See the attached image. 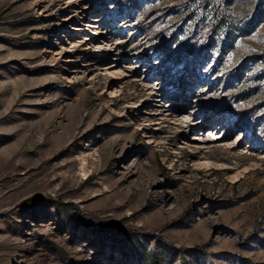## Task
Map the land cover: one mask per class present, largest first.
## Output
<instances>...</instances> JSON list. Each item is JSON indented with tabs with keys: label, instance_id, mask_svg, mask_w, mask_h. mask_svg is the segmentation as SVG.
I'll list each match as a JSON object with an SVG mask.
<instances>
[{
	"label": "rangeland",
	"instance_id": "374dc122",
	"mask_svg": "<svg viewBox=\"0 0 264 264\" xmlns=\"http://www.w3.org/2000/svg\"><path fill=\"white\" fill-rule=\"evenodd\" d=\"M219 2L0 0V264H264V0Z\"/></svg>",
	"mask_w": 264,
	"mask_h": 264
},
{
	"label": "trees",
	"instance_id": "16d2710c",
	"mask_svg": "<svg viewBox=\"0 0 264 264\" xmlns=\"http://www.w3.org/2000/svg\"><path fill=\"white\" fill-rule=\"evenodd\" d=\"M217 0H204V29L208 32L205 34L204 39L207 45H211L214 39L226 40L228 43L234 40L236 32L233 31V17L230 14L221 12V5ZM210 43V44H209Z\"/></svg>",
	"mask_w": 264,
	"mask_h": 264
},
{
	"label": "bare ground",
	"instance_id": "6f19581e",
	"mask_svg": "<svg viewBox=\"0 0 264 264\" xmlns=\"http://www.w3.org/2000/svg\"><path fill=\"white\" fill-rule=\"evenodd\" d=\"M91 26H93V25H91ZM94 28H95V26H94ZM227 137H229V135H227ZM226 137V134H224L223 135V137L222 138H227ZM224 140V139H223ZM236 142L235 143H233V145H241V143L243 142V140H241V136H239L238 138H237V140H235ZM239 142V143H238ZM204 164V163H203ZM207 164H209V165H211L210 163H207ZM213 165V164H212Z\"/></svg>",
	"mask_w": 264,
	"mask_h": 264
}]
</instances>
